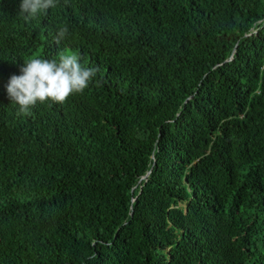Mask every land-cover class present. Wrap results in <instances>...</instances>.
<instances>
[{
	"label": "trees",
	"instance_id": "16d2710c",
	"mask_svg": "<svg viewBox=\"0 0 264 264\" xmlns=\"http://www.w3.org/2000/svg\"><path fill=\"white\" fill-rule=\"evenodd\" d=\"M20 3L0 0V264H264V0ZM62 52L89 86L19 115L10 77Z\"/></svg>",
	"mask_w": 264,
	"mask_h": 264
},
{
	"label": "clouds",
	"instance_id": "9594fccd",
	"mask_svg": "<svg viewBox=\"0 0 264 264\" xmlns=\"http://www.w3.org/2000/svg\"><path fill=\"white\" fill-rule=\"evenodd\" d=\"M58 0H21L18 14L25 22L56 6ZM68 27L57 29L56 39L63 40ZM19 75H12L7 93L18 106L19 115H29L37 103L63 104L70 96L82 93L92 81L96 69L84 67L77 54L62 52L58 59L30 57L23 60Z\"/></svg>",
	"mask_w": 264,
	"mask_h": 264
}]
</instances>
